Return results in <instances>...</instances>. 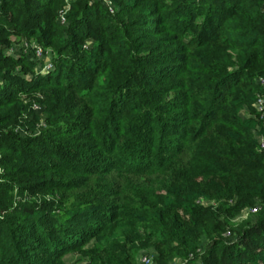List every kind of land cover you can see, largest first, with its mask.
Returning <instances> with one entry per match:
<instances>
[{
    "label": "trees",
    "instance_id": "trees-1",
    "mask_svg": "<svg viewBox=\"0 0 264 264\" xmlns=\"http://www.w3.org/2000/svg\"><path fill=\"white\" fill-rule=\"evenodd\" d=\"M108 1L0 0V264H264V0Z\"/></svg>",
    "mask_w": 264,
    "mask_h": 264
},
{
    "label": "rangeland",
    "instance_id": "rangeland-1",
    "mask_svg": "<svg viewBox=\"0 0 264 264\" xmlns=\"http://www.w3.org/2000/svg\"><path fill=\"white\" fill-rule=\"evenodd\" d=\"M63 1H64V4H62V7L60 8L61 11L64 9H68L69 3H70L69 1H73V0H63ZM95 1H99L100 3H102L105 6H107V4H109L108 0H95ZM60 9H58L57 11H60ZM60 12H59V14H60ZM57 21H59V19H57ZM11 38H12L13 42H11V44L7 47L9 52L19 50V51H22L23 53H25V52H27L29 54L32 53L35 56L36 48H34V46H38V48L40 50V59H41L39 62L43 66L42 70H47V69H50L52 67L51 61H50L51 57H52V52H51L50 48H42L41 46L37 45L34 42V40H32V39L20 38V40L17 41L14 37H11ZM35 67L37 68V64H35ZM256 69H258V68H256ZM16 70L18 71L19 68L17 67ZM36 96L38 98H41L39 94H36ZM33 109L35 110V113L37 114V116L40 119H43V117L45 116V113H44L41 105H39L38 102L36 103V106ZM241 116L246 117L248 115L245 111H242ZM252 117H253L252 119H253L254 123H252V126L250 127V129L253 133L256 134V130L259 126H262L264 128V119H260L259 115H257L256 118H255V116H252ZM17 132L19 134L25 133L23 131L22 127H17ZM259 134L264 135V131L260 132ZM202 202H203V200H202ZM203 203H207V202H203ZM253 220H254V212H251L247 207H245V208H242L241 211L237 212L236 214H234L230 218V227L231 228H238V227H240L241 223L251 222ZM231 234L233 235V232L228 231V230H226L223 233V235L226 237H229ZM96 240H99L97 236L91 237L88 240V242L86 244H84L81 248L89 249L90 248L89 246L93 242H95ZM204 242H205V240L201 239V242H200L201 251L203 249ZM154 255H155V251L152 247L140 248L135 252V260L139 264H156L153 260ZM61 259L67 264H84L86 261V258L81 255V253L78 251V249L65 253L64 255H62ZM198 261H199V259L196 258V262H198ZM169 263L170 264H183L184 259H182L180 257H174L173 259H171L169 261Z\"/></svg>",
    "mask_w": 264,
    "mask_h": 264
},
{
    "label": "built area",
    "instance_id": "built-area-1",
    "mask_svg": "<svg viewBox=\"0 0 264 264\" xmlns=\"http://www.w3.org/2000/svg\"><path fill=\"white\" fill-rule=\"evenodd\" d=\"M109 4H107V9L109 11V13H112L114 11L113 7L111 6L110 2H108ZM59 22L63 23L64 22V18L62 17V12H60L59 16H58ZM86 45H83V47H85ZM34 48H36V54L35 57L36 58H40V50L38 48V46H34ZM45 66V65H44ZM256 82L260 85L263 86L264 85V80L262 77H257ZM253 106L257 112V114L259 115L260 119H264V92H258L255 94V100L253 102ZM256 139H257V148L258 149H264V135L261 134H255ZM257 206L256 205H252L251 207H249L248 209L251 212H254L256 210Z\"/></svg>",
    "mask_w": 264,
    "mask_h": 264
}]
</instances>
